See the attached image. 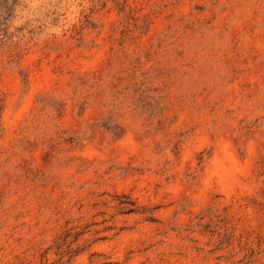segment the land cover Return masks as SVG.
Wrapping results in <instances>:
<instances>
[{
    "label": "rangeland",
    "instance_id": "obj_1",
    "mask_svg": "<svg viewBox=\"0 0 264 264\" xmlns=\"http://www.w3.org/2000/svg\"><path fill=\"white\" fill-rule=\"evenodd\" d=\"M0 264H264V0H0Z\"/></svg>",
    "mask_w": 264,
    "mask_h": 264
}]
</instances>
